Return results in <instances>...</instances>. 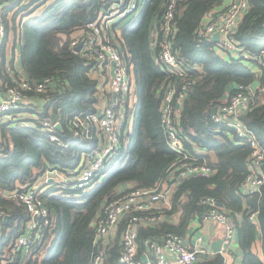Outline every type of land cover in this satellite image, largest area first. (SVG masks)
Returning a JSON list of instances; mask_svg holds the SVG:
<instances>
[{"label":"trees","instance_id":"1","mask_svg":"<svg viewBox=\"0 0 264 264\" xmlns=\"http://www.w3.org/2000/svg\"><path fill=\"white\" fill-rule=\"evenodd\" d=\"M165 1L168 0H145L144 8L132 21H122L112 28L119 33L113 32L115 42L129 54L137 101L127 108V117H133L132 129L126 119L114 161L85 189L77 188V180L88 159L98 151L99 138L96 134L89 140L75 137L70 123L76 116L96 113L103 104V96L108 98L109 94L95 74L102 76L96 61L76 52L71 43L74 34L107 8L108 0H26L23 5L11 4L6 8L7 39L2 49L12 32L19 45L25 77L31 82L50 77L53 85L46 93L32 95L30 104L14 110L20 121L0 123V264H19L21 253L14 254L13 250L31 220L27 208L11 194L39 185L44 175L53 171L65 175L67 180L54 179L38 186V196L49 211L51 225L42 240L30 249L29 264H92L97 253L103 254V264H121L120 234L113 243L95 246L94 223L103 208L118 196L135 189H152L162 180L174 184L170 206L140 213L142 217L153 213L162 216L158 223L139 228L140 255L147 250L146 241L162 243L169 233L184 237L193 220H203L207 210L203 200L211 197L222 205L221 211L236 226L242 264H264V258L253 251L254 243L260 239L264 255V183L254 194L240 190L250 173L252 149L230 124L216 122L212 114L239 86L252 88L260 81L241 120L264 149V67L241 58L224 57L218 51L217 41L197 37L196 30L204 19L223 6L225 0L178 3L174 49L193 83L180 107L176 106V128L187 161L207 163L211 172L207 176L189 175L177 183L179 164L185 160L169 147L161 124L166 89L172 79L176 81L159 60ZM249 5L234 36L240 48L261 53L264 0H249ZM0 59V88L4 89L19 74L12 66L6 67L4 51ZM45 121L62 126L63 131L57 130L60 143L51 141L41 131ZM261 170L264 181V158ZM122 185L129 188L121 190ZM253 213L257 215L256 221L251 218ZM176 215L180 218L178 223L172 220ZM127 222L128 218L122 222V231ZM195 264L226 262L218 253L202 256Z\"/></svg>","mask_w":264,"mask_h":264},{"label":"built area","instance_id":"2","mask_svg":"<svg viewBox=\"0 0 264 264\" xmlns=\"http://www.w3.org/2000/svg\"><path fill=\"white\" fill-rule=\"evenodd\" d=\"M180 1L168 0L163 3L159 52V60L168 68L170 75L176 79V81L172 79L166 89L161 108V124L168 137L169 147L181 157L183 156L182 158L185 160L179 164V172L175 177L177 183L189 175L207 176L211 172V167L207 163L197 164L187 161L188 157L183 155L185 154L183 142L176 128V106L177 104L181 105L186 92L193 83L188 78L183 64L179 61L177 51L174 49V37L177 31L175 18ZM25 2L26 0H0V49L7 39L6 8L11 4L23 5ZM144 5L145 0H108L107 8L100 11L95 21L90 22L85 29L79 31V35L74 37L71 43L74 49L81 45L82 55L88 60L96 61L99 71L105 69L104 78L109 86L107 90L103 89L104 92H108L109 97L104 98L105 102L102 108L99 105L96 113L86 117L76 116L70 123L71 133L81 140L92 139L96 130H99L105 139L104 147L98 149L84 166L83 172L77 180L79 189L87 188L93 178L114 161L120 148L119 127L122 120L127 118V108L133 107L131 99L135 95L136 86L132 66L127 60L129 54L123 52L115 42L112 28L122 21H132L144 8ZM249 6V0H229V3L222 9L215 10L210 14L209 20L198 27L196 35L199 39L212 40L213 35L219 33L220 40L217 42L219 53L241 58L262 68L264 67L262 59L264 52L251 53L240 48L234 36L239 21L249 10ZM18 74L19 77L13 78L12 85H8L4 89L0 88V123L18 121L14 110L21 108L22 105L30 104L32 95L46 93L53 85V78L50 77L38 82H31L23 72ZM178 82H180L179 87L177 86ZM100 83L102 84V81ZM254 98L255 91L251 87L239 86L236 93L218 107L217 114L213 115L216 122L230 124L238 137L247 139L252 149L249 157L250 173L243 184L247 194L259 192L264 183L261 170L264 149L254 132L248 129L241 120L243 110L252 104ZM56 125L45 121L41 131L45 132L51 141L60 143L61 139L57 135ZM52 179L48 178V181ZM66 180L65 178L63 182ZM172 187L174 184L165 187L164 180H162L152 189L131 190L109 202L94 223V245L99 247L108 245L107 242L122 222L128 218V222L123 228L119 263L195 264L198 262L200 255L205 253V250L200 247L192 248L183 237L174 233L166 235L162 243L146 241L147 250L141 255L139 254L137 240L139 228L145 224L158 223L162 219V216L155 213L145 217L140 216V213L169 207V192L172 191ZM38 194V185L11 194L19 205L27 208L31 215L25 234L19 237L13 250L14 254L21 253L19 264H29L27 257H29L30 249L42 240L44 233L51 225L49 211ZM203 204L207 207L203 219L217 222L224 227L223 245L225 248H230L236 237L235 224L230 221L225 212L221 211V207L214 198L204 199ZM35 217H37L36 221ZM256 217L255 213L251 215L254 221H256ZM202 241L203 238L200 237L197 245L199 246ZM223 251L224 247L221 252ZM142 255L147 258L145 262ZM92 264H103V254L94 255Z\"/></svg>","mask_w":264,"mask_h":264},{"label":"crops","instance_id":"3","mask_svg":"<svg viewBox=\"0 0 264 264\" xmlns=\"http://www.w3.org/2000/svg\"><path fill=\"white\" fill-rule=\"evenodd\" d=\"M228 3H229V0H225L224 5L216 8V11L222 9ZM210 17H211V15L206 17L203 21V24L206 23ZM79 33L80 32H77L74 35L78 36ZM2 51H4V59H5L6 67L9 69L12 66L13 69L15 68L18 71V73L22 72V66H21L20 54H19V45L17 44V42L13 39L12 43H11L10 37H8V41L5 45V47L3 49L2 48L0 49V57H1ZM220 54L224 57L229 56V55H226L223 53H220ZM252 68L254 71L259 72L258 68H256V67H252ZM104 71H105V69L100 71L102 76L99 73H95V74L100 77V80L102 81L101 86L103 87V89L107 90V88H109V86H108V83H106V79L104 78V74H105ZM0 85H1V80H0ZM259 87H260V81H257L255 84H253L252 89H258ZM104 98H105V96H103V100H104ZM136 101H137V96H136V92H135V95L131 99L133 106L135 105ZM104 102L105 101H103V104H104ZM103 104H102V106H100L101 108L104 106ZM126 119H129L128 120L129 128H130V130L132 129L133 117L132 116H130V118L125 117V119L122 120V122H121L122 124L119 127L120 132L122 130L123 123L125 122ZM95 134L99 138V146L98 147H99V149H101L105 145L104 136L102 135V133L99 130L94 131L93 135H95ZM53 180L54 179H52L50 181L46 180V183H50ZM164 184H165V187L169 185L165 181H164ZM128 188H129V185H122L120 187L121 190H125ZM171 192L172 191L169 192V195L171 194ZM243 192L246 193L245 189ZM179 219H180L179 215H176L172 218V220L175 223H178ZM255 224H257V223H255ZM224 232H225L224 227L217 222L208 221V220H204V219L202 221H199L198 219H195L190 223V225L187 229V234L183 238H184L185 242L189 246H191L192 248L200 247L201 249L205 250V253H202L200 255V258L202 256L212 257L215 254L212 250L213 244L219 240L224 241ZM122 233H123V231L121 230V225H120L119 228L116 230V232L111 237V239L107 242V244L117 241V237L119 236V234H120V241L122 242ZM200 237L203 238V241L198 246L197 241ZM223 247H224V251L221 252V254L224 256L226 264H242L243 252L239 246V237H238L237 232H236V237H235V241H234L233 245L230 248H225L224 245H223ZM253 251L256 254H258L260 256V258L263 260L264 255H263L262 243H261L260 239H257V241L254 243ZM142 257H143V255H142Z\"/></svg>","mask_w":264,"mask_h":264},{"label":"water","instance_id":"4","mask_svg":"<svg viewBox=\"0 0 264 264\" xmlns=\"http://www.w3.org/2000/svg\"><path fill=\"white\" fill-rule=\"evenodd\" d=\"M212 39H213L214 41H217V42H218V41L220 40V34H219V33L214 34L213 37H212ZM80 48H81V45L78 46V47L75 49V51H76V52H79V51H80ZM177 107L179 108L180 105H177ZM217 112H218V106H216V107L213 109L212 114L215 115V114H217ZM56 128H57V130H59V131H63L62 126H61L59 123L56 125ZM240 190L243 192V191H244V187H242ZM219 206L222 207L221 204H219ZM6 219H8V217H6ZM34 220L36 221V220H37V217H35ZM222 248H223V240H219V241H217L216 243L213 244L212 250H213V252H214L215 254H218V253H221ZM142 259L144 260V262L147 260V258H146L145 255H143Z\"/></svg>","mask_w":264,"mask_h":264},{"label":"rangeland","instance_id":"5","mask_svg":"<svg viewBox=\"0 0 264 264\" xmlns=\"http://www.w3.org/2000/svg\"><path fill=\"white\" fill-rule=\"evenodd\" d=\"M11 16L12 15H9V19L11 18ZM116 35L118 34L116 31H113ZM14 38H13V33L12 32H10V40H11V43H12V40H13ZM20 118L21 117H18L17 119H19V121H20ZM25 118V117H24ZM20 123V122H19ZM48 178H53V179H55V180H57V181H62L63 182V180L66 178L65 177V175H63V174H61L60 172H58V171H53V172H49V173H47V174H45L44 175V179H42L41 181H39V185H42L43 183H46V181H45V179H47V181H48ZM63 179V180H62ZM38 185V186H39ZM171 186V185H170ZM2 264H7L5 261H3V263Z\"/></svg>","mask_w":264,"mask_h":264}]
</instances>
